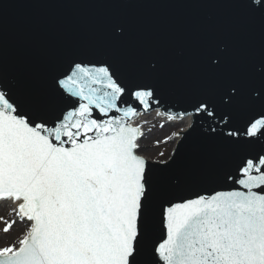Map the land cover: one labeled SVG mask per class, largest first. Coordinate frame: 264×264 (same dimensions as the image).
Instances as JSON below:
<instances>
[{"label":"snow or ice","instance_id":"6c2138e0","mask_svg":"<svg viewBox=\"0 0 264 264\" xmlns=\"http://www.w3.org/2000/svg\"><path fill=\"white\" fill-rule=\"evenodd\" d=\"M247 7L264 15V0H247ZM107 24L122 44L135 46L124 20ZM219 52L205 73L223 90L221 102L227 96L230 105L264 106V44L257 87L235 75L226 46ZM147 69L158 73L160 62ZM55 84L71 106L52 119L42 101L15 104L0 90V201L17 204L19 220L31 222L18 247L0 248V264H264V116L226 133L238 148L259 151L222 177L223 190L169 197L157 193L137 152L144 133L132 121L141 112L122 102L127 93L146 112L157 102L151 87L131 85L107 60L74 62ZM212 107L209 95L195 112L213 116ZM157 114L174 120L193 113ZM14 223L5 221L4 232Z\"/></svg>","mask_w":264,"mask_h":264},{"label":"water","instance_id":"95a60500","mask_svg":"<svg viewBox=\"0 0 264 264\" xmlns=\"http://www.w3.org/2000/svg\"><path fill=\"white\" fill-rule=\"evenodd\" d=\"M114 17L130 26L135 46L122 44L108 26ZM262 44L264 15L253 13L247 0H0V90L15 104L42 101L52 119L71 106L57 92L56 79L74 62L110 61L131 85L151 87L157 101L145 112L126 93L125 105L141 115L193 113L184 116L192 122L168 160L145 157L157 193L191 197L223 190L222 177L235 173L247 152L259 151L238 148L226 133L264 116L260 104L230 105L227 96L222 103L223 90L206 75V64L226 46L223 55L235 75L257 87L253 72L259 71ZM149 61H159L161 70L149 71ZM209 95L213 116L196 113ZM222 114H228L227 123Z\"/></svg>","mask_w":264,"mask_h":264},{"label":"rangeland","instance_id":"374dc122","mask_svg":"<svg viewBox=\"0 0 264 264\" xmlns=\"http://www.w3.org/2000/svg\"><path fill=\"white\" fill-rule=\"evenodd\" d=\"M151 115L149 116L151 123L147 126V132L138 142L140 145L138 153L153 161H166L176 146L179 133L187 128L186 118L168 122L167 116L161 120ZM13 209L15 208L11 203L0 201V218H2L0 219V248L11 244H16L18 247L19 239L31 224L27 220L20 221ZM5 221H16L7 233L4 232Z\"/></svg>","mask_w":264,"mask_h":264},{"label":"bare ground","instance_id":"6f19581e","mask_svg":"<svg viewBox=\"0 0 264 264\" xmlns=\"http://www.w3.org/2000/svg\"><path fill=\"white\" fill-rule=\"evenodd\" d=\"M157 112H160V111H155V112H153L152 114H153V116H155L156 118H158V119H161V120H163L164 118H166V116L165 115H158L157 114ZM160 113H162V112H160ZM149 116H152L151 114H147V115H140L139 117H137L135 120H134V122H133V124H136V126H141L142 127V131H143V133H144V135H145V133L147 132V126L151 123V121L149 120ZM167 121V120H166ZM171 120H168V122H170ZM185 121L187 122V127L191 124V122H192V118L191 117H187L186 119H185ZM184 130H186V129H184ZM183 130V131H184ZM183 131H181V132H183ZM143 135V136H144ZM2 202V201H1ZM7 202H9V203H11V205L14 207V208H17V204H14V203H12L11 201H7ZM26 220V219H25ZM29 223H31V222H29Z\"/></svg>","mask_w":264,"mask_h":264}]
</instances>
